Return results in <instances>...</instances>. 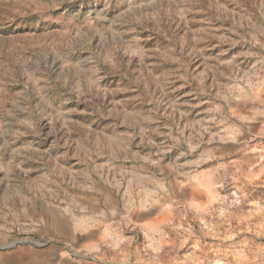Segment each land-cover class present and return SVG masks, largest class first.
<instances>
[{"label": "rangeland", "instance_id": "obj_1", "mask_svg": "<svg viewBox=\"0 0 264 264\" xmlns=\"http://www.w3.org/2000/svg\"><path fill=\"white\" fill-rule=\"evenodd\" d=\"M0 264H264V0H0Z\"/></svg>", "mask_w": 264, "mask_h": 264}]
</instances>
